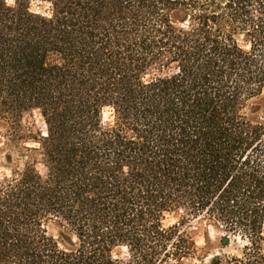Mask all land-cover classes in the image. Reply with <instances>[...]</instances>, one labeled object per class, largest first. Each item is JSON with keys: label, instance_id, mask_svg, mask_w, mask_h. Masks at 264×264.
I'll list each match as a JSON object with an SVG mask.
<instances>
[{"label": "trees", "instance_id": "obj_1", "mask_svg": "<svg viewBox=\"0 0 264 264\" xmlns=\"http://www.w3.org/2000/svg\"><path fill=\"white\" fill-rule=\"evenodd\" d=\"M263 92L264 0H0V264H264Z\"/></svg>", "mask_w": 264, "mask_h": 264}, {"label": "rangeland", "instance_id": "obj_2", "mask_svg": "<svg viewBox=\"0 0 264 264\" xmlns=\"http://www.w3.org/2000/svg\"><path fill=\"white\" fill-rule=\"evenodd\" d=\"M9 2V0H8ZM10 4H13V0ZM46 4L34 1L31 4L32 10H45ZM252 117L256 121L264 123V92L253 102ZM27 121L36 125L37 129L45 130V125L41 115L35 111L32 115L27 116ZM3 139L0 137V182L11 176L13 165H9L4 156L6 154L3 147ZM166 226L181 224L183 231L188 233L195 241L198 251L197 254L189 259L184 260L183 264H212L215 257L222 258L223 264L232 256H242V250L246 242L239 236H227L226 233L216 228L213 223L203 217H187L182 211H175L166 215ZM223 239L227 240L223 244ZM264 245V243H263ZM127 249L118 247L114 250V257L125 260L127 258Z\"/></svg>", "mask_w": 264, "mask_h": 264}, {"label": "snow or ice", "instance_id": "obj_3", "mask_svg": "<svg viewBox=\"0 0 264 264\" xmlns=\"http://www.w3.org/2000/svg\"><path fill=\"white\" fill-rule=\"evenodd\" d=\"M12 2V0H9V3H11Z\"/></svg>", "mask_w": 264, "mask_h": 264}]
</instances>
